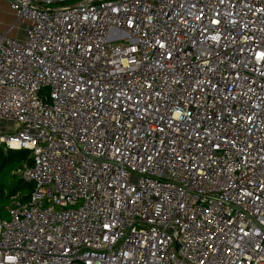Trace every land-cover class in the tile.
<instances>
[{
    "label": "built area",
    "instance_id": "obj_1",
    "mask_svg": "<svg viewBox=\"0 0 264 264\" xmlns=\"http://www.w3.org/2000/svg\"><path fill=\"white\" fill-rule=\"evenodd\" d=\"M9 6L0 264H264V0Z\"/></svg>",
    "mask_w": 264,
    "mask_h": 264
},
{
    "label": "trees",
    "instance_id": "obj_2",
    "mask_svg": "<svg viewBox=\"0 0 264 264\" xmlns=\"http://www.w3.org/2000/svg\"><path fill=\"white\" fill-rule=\"evenodd\" d=\"M29 162V150L0 146V216H8L7 208L13 197L27 200L31 195L33 186L21 176V171Z\"/></svg>",
    "mask_w": 264,
    "mask_h": 264
},
{
    "label": "rangeland",
    "instance_id": "obj_3",
    "mask_svg": "<svg viewBox=\"0 0 264 264\" xmlns=\"http://www.w3.org/2000/svg\"><path fill=\"white\" fill-rule=\"evenodd\" d=\"M6 2H8V0H0V20L3 19V21L9 27L16 21V16L14 12H12V10L10 9L9 2L7 4ZM9 127H10L9 125H7V127L0 126L2 130L3 129L5 130L6 128H9Z\"/></svg>",
    "mask_w": 264,
    "mask_h": 264
},
{
    "label": "crops",
    "instance_id": "obj_4",
    "mask_svg": "<svg viewBox=\"0 0 264 264\" xmlns=\"http://www.w3.org/2000/svg\"><path fill=\"white\" fill-rule=\"evenodd\" d=\"M9 2V0H8ZM6 2V4L8 3ZM6 28H8L7 24L3 21V19L0 20V29L1 30H5ZM24 30V26H21V29H17L13 31V35H19L20 33H22Z\"/></svg>",
    "mask_w": 264,
    "mask_h": 264
},
{
    "label": "snow or ice",
    "instance_id": "obj_5",
    "mask_svg": "<svg viewBox=\"0 0 264 264\" xmlns=\"http://www.w3.org/2000/svg\"><path fill=\"white\" fill-rule=\"evenodd\" d=\"M261 55H264V54H261Z\"/></svg>",
    "mask_w": 264,
    "mask_h": 264
}]
</instances>
